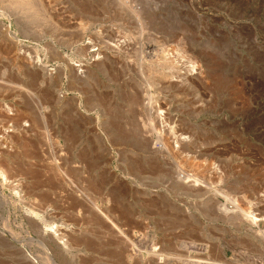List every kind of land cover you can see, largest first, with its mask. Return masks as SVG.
<instances>
[{
  "label": "rangeland",
  "instance_id": "374dc122",
  "mask_svg": "<svg viewBox=\"0 0 264 264\" xmlns=\"http://www.w3.org/2000/svg\"><path fill=\"white\" fill-rule=\"evenodd\" d=\"M15 1L0 0V135L15 183L0 187V264H264L249 231L264 232V0H40L45 15ZM41 115L66 165L86 164H60L70 189L27 158ZM174 167L207 189L175 190ZM222 194L256 221L217 218ZM30 210H47L48 228Z\"/></svg>",
  "mask_w": 264,
  "mask_h": 264
},
{
  "label": "bare ground",
  "instance_id": "6f19581e",
  "mask_svg": "<svg viewBox=\"0 0 264 264\" xmlns=\"http://www.w3.org/2000/svg\"><path fill=\"white\" fill-rule=\"evenodd\" d=\"M20 1V3H22L21 4V6H20V4H19V8H17L18 9V11H24V12H29V11H31V10H33V9H36V11H38V12H42V13H44L43 15H45V13L46 12H44L45 10H43V3H45V2H41L40 0H23L22 2H21V0H19ZM15 2H17L18 3V0L17 1H15ZM48 3H49V1H48ZM35 11V10H34ZM35 11V12H36ZM17 14H18V12H17ZM36 14H37V12H36ZM47 15V14H46ZM45 17V16H44ZM46 18H47V16H46ZM49 18V17H48ZM47 18V19H48ZM49 20V19H48ZM83 49L81 48L80 49V51L78 52V53H82L83 51H82ZM86 50V49H85ZM85 52V51H84ZM80 53V54H81ZM83 54V53H82ZM38 56V55H37ZM23 59V58H22ZM32 58H26V60L27 61H30ZM32 60H35V62L33 63L34 65V67H36V68H39V69H42L43 68V66H42V63H41V61H40V59L38 58V57H36V59H32ZM29 63V62H28ZM29 65H31V64H29ZM32 66V67H33ZM192 67H194V66H192ZM190 68H191V65H190ZM43 70V69H42ZM61 70V69H60ZM50 71V70H49ZM71 71V70H70ZM59 72V71H58ZM72 72V71H71ZM84 72V71H83ZM70 73V72H69ZM80 73H82V71L80 70ZM58 74V75H57ZM57 74H55V75H57V77H56V81L59 83L62 79V76H63V74H62V71L60 72V73H57ZM71 74V73H70ZM48 76V75H47ZM54 76V75H53ZM50 77H51V75H50ZM55 77V76H54ZM176 77V76H175ZM54 81V80H53ZM52 82V81H51ZM50 82V83H51ZM18 86V85H17ZM20 87V86H19ZM16 88V87H15ZM14 88V89H15ZM23 88V87H22ZM21 87H20V89H22ZM27 90V89H26ZM37 105H40V102H38L37 101ZM6 109V112H7V114H12V111H11V109H9V108H5ZM44 115V114H43ZM43 115H41L40 117H39V120H38V122H40V124L42 125V129H43V131H44V135H42L43 136V144L42 145H40L38 148H37V143H35L34 144V142L36 141H34L33 139V141L34 142H31V141H29L28 142V140H26V150H28V152H27V158L28 159H34V161L35 160H37V161H41L42 163H43V161L45 162V168L47 169V170H49V171H47L48 173L47 174H50L49 176H53V178L55 179V177L57 178V176L58 177H60L61 178V180H59V178H57V180H59V182L62 184V185H65L66 186V188H67V186H68V188L69 187H71V186H74L73 185V182L70 180V177L67 175V173H66V171H64V169L61 167V165L62 166H71V165H66V163H65V159H63V157H61L63 154H62V146H61V144L58 142V141H56V140H54V138H51V135H49L50 133H49V130L47 129L48 127V123H46V119H45V117L43 116ZM39 123H37L36 125H35V122H34V124H33V126H27V127H29L28 129H26L25 131H27V132H30V133H32V130L34 129V128H36V129H40V125L38 126V127H36L37 125H38ZM30 125V124H29ZM35 125V126H34ZM116 125V124H115ZM112 127V126H111ZM116 127V126H115ZM117 128V127H116ZM116 128H114V129H116ZM73 128H70L69 130H72ZM118 129V128H117ZM21 130V132H22V128L20 129ZM20 130H18V131H20ZM75 130V129H74ZM66 131H67V129H66ZM121 131H122V129H121ZM123 132V131H122ZM122 132H120V133H122ZM19 133V132H18ZM23 133V132H22ZM72 133H73V131H72ZM114 133L116 134V133H118L119 134V132H116V131H114ZM26 134V133H25ZM29 134V133H28ZM111 134V133H110ZM2 135V136H1ZM0 135V180H1V182H0V187H5V185H7V186H9L10 188L13 186V187H15V183H14V181H9V179H8V177H7V174H8V172L11 170V169H13V166H14V164L12 163V161L11 160H9V159H11V158H8V157H10V154L9 153H11L10 151L12 150V148L13 147H11V146H9V144H11V141L10 140H12V137L6 132V130H5V132H3L2 134ZM68 135H70V133L68 134ZM122 135V134H121ZM27 136V135H26ZM33 136V135H32ZM64 136L66 137L67 135L66 134H64ZM71 136V135H70ZM120 136V135H119ZM10 137H11V139H10ZM130 137V136H129ZM161 137V135H160V132H157L156 133V135H155V137L154 138H160ZM111 138V137H110ZM18 139V138H17ZM112 139V138H111ZM8 141V144H7V142H5V141ZM22 140H23V138H22ZM29 140H30V138H29ZM113 140V139H112ZM115 140V139H114ZM25 142V141H24ZM159 142L157 141V142H155V144H158ZM12 145V144H11ZM13 145H14V143H13ZM19 145V144H18ZM21 145V144H20ZM19 145V146H20ZM16 146V145H15ZM27 147H28V149H27ZM18 148V147H17ZM20 148H22L21 146H20ZM15 152V151H14ZM150 153H152V154H159L158 155V157H159V160L160 161H162L164 158H166L167 156H170V152H169V150L166 148V147H164V145L163 146H161V145H156V146H154V147H152V149H151V151H150ZM86 156H87V159L89 160H87V162L86 163H88V162H91L92 161V153H87L86 154ZM166 156V157H165ZM11 157H12V155H11ZM13 159V158H12ZM44 159V160H43ZM43 160V161H42ZM11 161V162H10ZM33 161V160H32ZM77 163V162H76ZM72 164V166H71V168H70V170L72 169V170H74V171H80V170H84L86 167V164H81L80 162V164L79 163H77V164ZM92 163V162H91ZM91 163H90V165H91ZM61 164V165H60ZM46 165H48V168H47V166ZM146 165V164H145ZM147 166V165H146ZM145 166V167H146ZM87 167H89V166H87ZM148 167L149 168H153L154 167V165H148ZM17 168V167H16ZM143 168V167H142ZM148 169V168H147ZM174 169H175V167H174ZM173 169V170H174ZM153 170V169H152ZM83 173V172H82ZM173 174H175V177H172V178H174V180H173V182L172 183H174V185H175V190H179V186H186L187 187V190H193V189H196V188H200V187H202V188H204V189H207V187H206V184H205V182L204 181H202L201 180V178L200 177H197L196 175H194V174H189V173H187V172H183V171H180L179 169H175L174 170V172H173ZM59 182H57L58 184H60ZM17 184V183H16ZM61 185V186H62ZM17 186V185H16ZM61 186H60V188H61ZM64 186V187H65ZM17 188H18V186H17ZM1 189V188H0ZM70 189V188H69ZM182 189H183V187H182ZM181 188H180V190H182ZM2 190V189H1ZM61 191V190H60ZM51 192V191H50ZM54 192V191H53ZM68 192V191H67ZM177 192V191H176ZM56 193V192H55ZM60 193V192H59ZM66 195L68 194V193H66V192H64ZM79 193H81V195H82V199H84V200H86V202H87V206H88V204H90V206L91 207H93L96 211H98V213H100V215L105 219V221L107 222V224H110V226H111V231L112 232H114V231H118V234L119 235H123V233H122V231L118 228V226L113 222L114 220L112 219L111 220V217H109L108 216V214L106 213V211H102L101 209H99V207L96 205V200L97 199H99V198H97V199H95V198H93L92 196L90 197V195H88L87 193L85 194V193H82V192H79ZM49 194H52V193H49ZM55 195H57V194H55ZM62 195V194H61ZM80 194H79V197L81 196ZM53 197L55 198V196L53 195ZM68 197V196H67ZM78 197V196H77ZM221 198L222 197V199H223V203H221V204H219L218 202H216L215 204L217 205L216 207H217V215L218 216H216L217 218H220V220H222L223 222H227V224H228V222H229V224H233L234 225V222H237V224H239V223H241V222H243V221H248V220H250V221H256V218H254V216L251 214V213H249V212H246L245 210H243L241 207H240V205H239V203L237 202V200L235 199V198H233V197H230V196H227L226 194L225 195H221V196H218V198ZM56 198H58V197H56ZM65 198V197H64ZM66 199V198H65ZM0 200L1 201H4V198L3 197H1L0 196ZM75 201H77V200H75ZM79 201V200H78ZM86 202L84 203V201H81V203L84 205V204H86ZM80 206V205H79ZM85 207V206H84ZM83 207V208H84ZM81 208V207H80ZM82 210V209H81ZM31 212H29L30 214H34V215H37V217H41L40 218V220L43 222V218H46L48 221H49V215H48V213H47V210L46 211H39V210H36V211H34V210H30ZM39 215V216H38ZM215 215V214H214ZM215 217V218H216ZM51 218V217H50ZM99 218H101V217H99ZM219 220V221H220ZM243 220V221H242ZM48 221H45V222H43V224L45 225L44 227L45 228H48V224H47V222ZM103 221V220H102ZM240 221V222H239ZM249 221V222H250ZM109 222V223H108ZM231 222V223H230ZM239 222V223H238ZM49 223V222H48ZM226 224V223H225ZM110 226H108V228L110 227ZM43 227V228H44ZM59 228V227H58ZM49 229H50V231L49 232H51V233H49V234H52L53 235V238L55 237V239H57V241H59V244H61V246H67L68 244H67V241L64 239V237H65V234H67V233H65L64 234V230H63V233H61L62 231L61 230H58L57 228H56V226L55 227H53V226H50L49 227ZM42 231V230H41ZM249 231H250V234L251 235H253L252 237H254L257 241H258V244L260 243V245L261 246H263L264 245V232H257V231H253L252 229H249ZM43 232H45V233H47V231L46 230H44ZM47 233V234H48ZM69 234V233H68ZM69 235H71V234H69ZM43 236V235H42ZM51 236V235H50ZM43 237H45V235L43 236ZM52 237V236H51ZM115 237V236H114ZM117 237V236H116ZM46 238V237H45ZM50 239V241L52 240L51 238H49ZM254 239V240H255ZM128 240V239H127ZM55 242V241H54ZM53 242V243H54ZM255 242V241H254ZM51 243V242H50ZM40 245H41V247L43 246V244L42 243H40ZM45 245V244H44ZM58 245V244H57ZM259 246V245H258ZM59 247V246H58ZM42 248H44V246L42 247ZM33 263H37L36 261H34L33 260ZM190 264V263H189ZM192 264H214V263H211V262H209V260H207L206 259V261H200V260H196V261H192ZM218 264H225V263H223V262H221V263H218Z\"/></svg>",
  "mask_w": 264,
  "mask_h": 264
}]
</instances>
